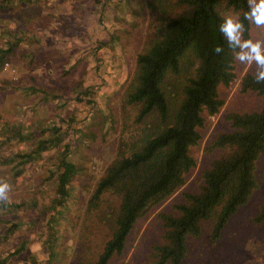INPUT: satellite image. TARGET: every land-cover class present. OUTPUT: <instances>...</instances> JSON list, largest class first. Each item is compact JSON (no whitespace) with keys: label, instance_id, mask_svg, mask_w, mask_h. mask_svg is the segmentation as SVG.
<instances>
[{"label":"rangeland","instance_id":"1","mask_svg":"<svg viewBox=\"0 0 264 264\" xmlns=\"http://www.w3.org/2000/svg\"><path fill=\"white\" fill-rule=\"evenodd\" d=\"M12 1L14 6L0 11V46L12 40L10 31L19 28L7 18V11L26 4ZM38 2L42 12L31 31L41 42L36 47L13 45L3 59L6 67L4 61L0 67V156L5 157L0 158V181L11 185L10 202L19 204L0 206V215L17 223L14 232L4 234L6 220L0 216V258L15 264L33 259L36 264H92L109 233L94 212L85 208L86 187L116 153L122 127L118 102L142 45L147 10L139 17L122 0ZM112 33L117 36L111 48L108 44L96 48L98 41H106ZM249 39L264 40V28L252 24ZM33 48L40 51L28 62L23 53H31ZM234 70L236 77L230 85L219 87L225 100L220 113L208 116L205 139L199 148H192L197 167L184 187L186 191L196 189L200 169L216 156L202 148L213 131L229 129L225 114L264 106V94L240 90V77L245 71L255 72V65L235 60ZM30 84L52 85L57 88L56 95L33 90ZM80 93L83 97H77ZM13 126H22L32 134L17 138L10 132ZM56 132L60 139L35 149L38 138ZM66 144L69 157L81 171L72 179V198L50 206L48 202L56 195V178L50 170L56 167L59 150ZM16 151L26 154L18 166L22 157L18 158ZM253 175L256 186L231 215L219 238L213 240L207 223L198 236H186L183 264H264V219L254 220L264 202V151L256 160ZM183 200L182 194L174 193L156 211H173L172 201ZM155 212L143 221L135 220L123 248L106 264H168L161 262L162 247L168 243L166 226Z\"/></svg>","mask_w":264,"mask_h":264},{"label":"trees","instance_id":"2","mask_svg":"<svg viewBox=\"0 0 264 264\" xmlns=\"http://www.w3.org/2000/svg\"><path fill=\"white\" fill-rule=\"evenodd\" d=\"M22 1L26 4L7 11V18L17 22L19 28L10 31L12 40L0 46V67L13 45L25 43L36 47L41 42L31 27L38 22L43 6L38 0ZM122 1L139 17L146 9L147 23L132 73L125 80L118 102L122 127L116 153L96 180L86 187L85 208L94 212L109 233L92 264H106L113 253L120 252L135 220H145L174 193L182 194L184 200L172 201L173 211L159 209L155 216L163 219L168 239L162 247L161 262L183 264L186 236H198L203 223H207L213 240L219 238L231 215L248 200L257 184L253 171L264 151V106L225 114L229 129L213 131L202 148L203 152L216 153V156L207 167L200 169L196 189L184 190L197 167L192 148L202 145L208 116L220 113L225 103L219 87H228L236 77L234 53L219 32V25L225 14L239 16L245 25L243 37L249 39L252 24L244 20L248 2ZM12 6V0H0V11ZM116 36L112 33L106 41H98L96 48L103 44L111 48ZM216 46L223 47L224 51L216 54L213 51ZM33 49L31 53H23L28 62L40 51ZM254 73L242 74L240 90L264 94V83H256ZM30 86L45 95H56L57 88L52 85ZM83 95L80 93L77 97ZM10 132L17 138L32 134L22 126H13ZM59 137L58 132L40 137L34 144L35 149L56 142ZM67 146L59 150L61 158L50 170V175L56 178V195L48 202L50 206L64 204L72 198V179L81 171V166L69 157ZM15 154L18 158L26 156L20 151ZM22 160L23 157L16 166ZM9 205L19 207L10 201L0 203L6 208ZM3 218L6 220L4 234L14 232L17 223ZM262 219L264 202L254 217L256 222ZM0 264L15 263L4 257L0 258ZM21 264L36 262L33 259Z\"/></svg>","mask_w":264,"mask_h":264},{"label":"clouds","instance_id":"3","mask_svg":"<svg viewBox=\"0 0 264 264\" xmlns=\"http://www.w3.org/2000/svg\"><path fill=\"white\" fill-rule=\"evenodd\" d=\"M248 11L244 13V20L257 28H264V0H247ZM245 25L239 16L226 15L219 25V32L226 39L233 50L234 60L244 65H255L253 79L256 83H264V40L245 39L243 33ZM213 51L220 54L223 47L216 46ZM11 185L0 181V203L10 201Z\"/></svg>","mask_w":264,"mask_h":264},{"label":"built area","instance_id":"4","mask_svg":"<svg viewBox=\"0 0 264 264\" xmlns=\"http://www.w3.org/2000/svg\"><path fill=\"white\" fill-rule=\"evenodd\" d=\"M6 65H7V62L4 61L2 66H3V67H6Z\"/></svg>","mask_w":264,"mask_h":264}]
</instances>
